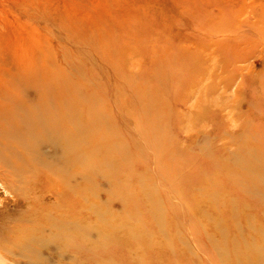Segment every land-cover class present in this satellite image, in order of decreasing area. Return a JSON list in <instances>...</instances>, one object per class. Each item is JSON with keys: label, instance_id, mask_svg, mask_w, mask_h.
<instances>
[{"label": "rangeland", "instance_id": "374dc122", "mask_svg": "<svg viewBox=\"0 0 264 264\" xmlns=\"http://www.w3.org/2000/svg\"><path fill=\"white\" fill-rule=\"evenodd\" d=\"M109 64L122 73L121 85L135 86L137 105L120 102V95L127 94V89L115 86ZM85 87H102L100 99H106L116 111L119 103L132 105L129 110L135 117L130 121L109 105L105 126L100 127L106 133L117 132L109 143L117 148L114 159L128 164L126 190L132 187L130 179L136 174L142 181V192H168L167 186L156 180L153 168L144 171L135 167L139 156L131 154L126 140L135 142L144 159L150 160L146 143L156 137L138 105L154 100L164 118L160 130L171 147L175 176L190 185L188 196L196 199L203 190L199 188L202 181L211 173L209 161L213 164L211 178L217 176L221 181V168L234 167L235 160L243 159L242 148L250 150L251 142L264 145V0H0V113H10L11 100L19 103L39 96L52 104L56 90L81 91ZM68 91L65 93L69 96ZM115 92L119 97L111 99ZM50 128H46L45 138H40L37 131L32 134V153L24 164L10 157L18 150L15 145L7 150L0 145V264H86L79 255L74 256L75 248L67 242L74 236L64 239L50 232L31 235L29 231L33 214L42 210L32 206L33 202H54L58 192L52 182H61L67 176L64 173H76L68 166H58L55 160L50 161L58 169L50 168L45 158L62 147L49 139ZM130 130L139 132L136 140L127 132ZM156 150L166 153L159 146ZM257 152L251 150L250 157L264 163V156ZM21 165L23 171L19 172ZM76 167L85 169L86 164L78 162ZM46 169L52 179L44 178ZM63 169L64 173L57 172ZM261 175L259 181L264 188ZM217 183L209 185L219 194L224 190L238 206L241 200L236 189H225L223 183ZM247 189L246 197H251L249 229L241 213L235 223L242 233L239 238H250L258 246L262 238L257 218L264 220V214L253 208L252 199L264 203V195L257 186ZM106 193L100 189L94 195L104 202ZM117 200L110 202L111 210L122 207L119 212H130L131 216L127 201L117 205ZM156 200L161 201L160 211L165 215V200L161 196ZM219 203L224 209L223 202ZM145 206L142 203L134 217L141 226L150 224L143 214ZM92 209L101 211L97 205ZM188 216L197 226L195 238L188 230H178L190 244L191 256L204 257L193 242L196 239L215 257L209 240L214 238L218 247L219 242L209 231L210 220L207 216ZM168 217L163 220V232L170 230ZM95 237L92 234L91 238Z\"/></svg>", "mask_w": 264, "mask_h": 264}, {"label": "bare ground", "instance_id": "6f19581e", "mask_svg": "<svg viewBox=\"0 0 264 264\" xmlns=\"http://www.w3.org/2000/svg\"><path fill=\"white\" fill-rule=\"evenodd\" d=\"M104 61L106 63V58ZM110 69L115 86L127 89V94H121L119 97L118 91L115 92L116 94H112L111 99L119 97L120 102L129 101L131 104L137 105L135 86L133 84H129L127 87L121 85V81L124 80L122 73L119 70H113L111 66ZM101 88L85 87L81 91L56 90L57 93L52 99V104L45 103L44 99L39 96L38 99L20 100L19 103L11 100L10 106L13 109L10 113L8 115L0 113L2 115L0 145L6 150L12 145L18 149L10 153L11 158L24 164V160L32 153V149L29 148L30 143L33 142L32 134L37 131L40 138H45L46 128L52 126L47 135L50 137L49 139H55L62 147L58 148V152L55 151L52 155L50 154L51 156L45 158L49 159L51 164V167L50 164L47 167L54 169L50 160H55V162L59 161L58 166H63V168L68 166L76 172L72 173V175L76 174L72 176L69 172L64 173L65 169L57 171L67 176L63 177L61 182L53 179V187H56L58 192L54 202L40 205L37 204L38 202H33L32 206L42 207V210L38 214H33L32 227L29 229L31 235L50 232L59 238L64 237V239L65 236L67 238L74 236L72 239L70 237L67 242L69 246L73 245L75 248L74 256L79 255L86 264H264V220L257 218L262 238V243L258 246L250 238H239L242 233L238 232L235 223L237 215L240 213L247 224L251 223V214L247 211L251 207L249 206L251 197L250 199L246 197L244 189L257 186L264 195V188L259 181V176L264 175V163L250 157V151H255V149L258 154L264 156V145H261L260 148L251 142L250 150L246 147L242 148L245 154L242 155L243 159L239 158L233 163L235 170L234 167L226 165L221 168V177L224 178L221 181L217 176H215L216 179L211 178L213 164L208 160L211 173L202 181L203 186L199 187L203 189L200 192L201 195L196 199H191L187 191L190 185L182 184L180 178L175 176L177 168L170 155L171 147L168 145L166 134L160 130L164 118L159 111L158 103L153 100L145 106L138 105L140 112L149 118L150 130L154 132L156 138L153 140L150 137V142L146 143L151 151L149 161L148 158L144 159L138 145L126 138L129 146L131 145V154L134 157L139 156V159L135 161V167H141L144 171L149 167L153 168L156 180L163 182L167 186L168 192H162L160 195L156 189L142 192L140 187L142 181L136 174L131 177L130 181L133 185L127 191L126 186L129 185L128 164L119 158L114 159L118 155H116L117 148L114 147L115 144L110 145L109 143L110 138L117 136L115 134L117 132L111 130L110 134L100 128L102 124L105 126V114L108 113L109 105L112 106L113 111H116L110 102L100 99ZM67 91L70 93L69 96L65 93ZM119 100L117 101L119 102ZM119 104L116 112L121 117L125 115L129 121L135 117L129 110L132 105ZM123 131L125 132L124 129ZM123 131L121 132L123 133ZM127 132L131 136H135L136 140L139 132L135 133L131 130ZM160 140L163 141L161 145ZM158 146L166 150V153L157 151ZM68 147H70L69 150ZM72 150L73 153H70L69 151ZM96 157L100 159H96ZM94 158L96 161L93 160ZM78 162L85 163L86 168L76 167ZM23 166L19 167V172L23 171ZM57 169L56 166L54 170ZM45 177L52 179L48 169L44 172ZM217 180L220 184L223 183L222 187L225 185V189L227 186L236 189L239 194L238 200H241L238 206L233 202L237 200L228 198L229 195L224 190L219 194L217 190L211 188L212 186L209 184L217 185ZM106 188L107 190H105ZM100 189L107 192L104 202L98 201L94 195ZM157 196H161L166 202L164 208L167 213L165 215L160 211L163 207L160 205L161 201L156 200ZM114 198L118 199L117 205L121 203V200L123 203L124 200L127 201L130 210L133 211L131 216H129L130 212H119L118 209L122 207H118L116 211L111 210L110 202L114 201ZM221 201L225 206L224 209L220 206L219 202ZM142 203L146 204V213L143 214H146V219L150 221V224H146L147 226L139 225L134 218L140 211ZM217 203H219L218 212L216 211ZM252 203L253 205H251L259 214H264L263 201L252 199ZM94 205L100 207L101 211L93 210ZM147 205H149V210ZM188 215L192 217L194 215L207 216L210 220L209 231L219 242L218 247L216 243L214 245V238L209 240L215 251V257L206 253L203 245L196 239L193 242L204 252V257L194 258L191 256L190 244L178 230L180 228L188 230L190 235L195 238L197 226L191 222L193 218H189ZM165 216H169L168 221H171L168 223L170 230L167 232L161 231ZM149 217L155 218L160 223L156 225L153 223L155 220H151ZM249 226L250 224L246 225L247 229ZM92 234H95V239L91 238ZM25 242H29V236L25 238Z\"/></svg>", "mask_w": 264, "mask_h": 264}]
</instances>
